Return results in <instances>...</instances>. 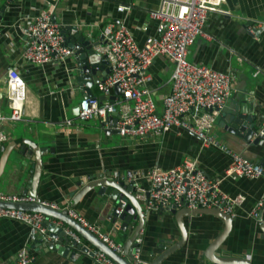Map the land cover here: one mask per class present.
I'll use <instances>...</instances> for the list:
<instances>
[{"label": "crops", "instance_id": "1", "mask_svg": "<svg viewBox=\"0 0 264 264\" xmlns=\"http://www.w3.org/2000/svg\"><path fill=\"white\" fill-rule=\"evenodd\" d=\"M160 1L59 0L53 19L63 27L71 25L85 30L96 39L107 24L124 23L135 41L142 45L146 37L156 35L157 22L150 18L149 12L156 9ZM6 3L0 13V115L4 118L1 126L8 140L1 144L11 141L20 144L21 139L26 138L47 147L41 156L36 197L62 210L72 207L123 246L131 231L122 229L121 221H112L110 207L102 202L105 196L99 195L95 188L77 197L80 186L76 184L94 178H110L114 174L130 175L136 182L135 195L137 187L145 191L150 187L143 173L152 168H173L190 158L209 179L219 181L223 192L232 197H245L244 202L234 208L230 231L217 251L224 256L244 257L249 264H264V198L258 216L251 214L257 201L264 196V177L233 179L226 176L225 170L230 163L228 155L216 147L203 146L196 136L183 130L172 128L160 135L129 138L111 130L105 133L107 128L97 120H78L72 108L84 91L73 80L74 57L42 65L29 63L22 57V27L26 19L39 13L44 1L0 0V9ZM118 5L129 9L118 12ZM222 8L226 14L208 16L205 31L209 38L197 37L188 48L187 60L232 76L231 94L216 118L212 134L231 150L264 164V139L257 144L245 142L223 128L226 113L243 100L256 114L257 125L264 120V33L253 35L248 30L255 20L264 21V0H225ZM12 67L18 71L25 89L22 118L15 122L7 119L11 109L6 80L7 70ZM172 69V63L163 56L156 57L149 68L151 80L146 87L159 112L164 95L170 91ZM90 91L93 96H102L95 83L91 84ZM67 120L71 124L68 125ZM258 130L259 127L257 133ZM20 158L18 170L13 166L7 168L0 180L1 193L23 194L32 167L30 160ZM181 208L177 207L180 211ZM143 209L142 258L153 264L163 249L170 246L168 241L174 244L181 240L180 230L176 214L170 210L147 212L144 203ZM49 220L54 221V218ZM182 222L186 229L185 242L160 264H214L205 258L204 251L222 232V219L198 214L183 216ZM135 224L133 219L129 223L130 226ZM65 226L69 227L63 224ZM45 240L54 241L50 237ZM43 242L39 235L33 238L25 224L0 219V261L15 264L17 251L26 248L32 256L30 264H95L80 249L72 248L78 256L70 252L62 254ZM82 245L91 248L85 240Z\"/></svg>", "mask_w": 264, "mask_h": 264}, {"label": "built area", "instance_id": "2", "mask_svg": "<svg viewBox=\"0 0 264 264\" xmlns=\"http://www.w3.org/2000/svg\"><path fill=\"white\" fill-rule=\"evenodd\" d=\"M44 7L39 13L26 19L22 27V57L29 63L46 64L62 61L74 54L68 46L63 26L53 20V13L59 0H43ZM225 0H161L159 6L149 12L156 24V35L148 36L139 45L124 23L107 24L95 46L102 60L107 62L109 73L97 88L104 97L85 96L77 104L76 117L80 121L97 120L109 130H116L122 137L141 138L145 135H160L176 128L196 136L203 146H213L226 153L230 163L225 175L233 179L264 177V164L247 159L242 154L228 148L212 134L217 116L224 108L231 94L232 76L204 64L187 60L188 48L197 37L209 38L205 24L210 14H226L222 8ZM118 12H125L128 6L118 5ZM251 34L264 33V21L255 20L248 27ZM158 56L165 57L172 63L170 91L162 99L161 112L150 95L146 84L151 80L149 68ZM7 89L11 114L9 121L22 118V102L25 89L18 71L7 70ZM114 87L118 94L114 95ZM117 113L114 123L110 120ZM0 115V144L8 140L3 130ZM66 123L71 124L70 120ZM258 135L264 134V120L261 121ZM142 177L150 183L147 191L137 187L135 198L142 201L147 212H160L176 207L188 209L217 208L233 216L234 208L240 206L245 197L229 196L220 188L219 181L209 179L198 168L195 160L185 158L181 164L169 169L152 168ZM129 180H131L129 178ZM134 181V179H132ZM135 182V181H134ZM136 185V182H135ZM262 196L251 211L258 216L263 204ZM0 201L13 203L36 202V196L29 194H4L0 192ZM124 204L125 202L121 200ZM41 205L62 210L58 205L39 201ZM69 217L94 234L115 253L122 255L123 246L109 235L100 231L98 226L87 221L72 207L65 209ZM0 219H9L25 224L32 234L48 237L49 224L45 225V215L40 212L26 211L19 208L0 207ZM62 226L61 221H54ZM70 241L82 245L84 240L73 228L63 227ZM132 263L149 264L142 258V238L134 240ZM82 253L95 264H117L103 251L91 246ZM32 256L28 249L21 248L16 253L15 264H30ZM0 264H8L0 261ZM184 264V263H162Z\"/></svg>", "mask_w": 264, "mask_h": 264}, {"label": "water", "instance_id": "3", "mask_svg": "<svg viewBox=\"0 0 264 264\" xmlns=\"http://www.w3.org/2000/svg\"><path fill=\"white\" fill-rule=\"evenodd\" d=\"M6 6L7 3L1 7L0 13H3ZM62 33L65 36L68 46L74 50L72 56L75 59L76 66L73 73V80L77 86L84 91L82 98L85 96H93L90 91L91 84L95 83L97 85V83L103 81L109 73L107 62L102 60L100 53L95 50V46L99 43L101 37L98 39L93 38L88 35L85 30L78 29L76 26L71 25H65L62 29ZM118 92V88L114 87V95L111 96V100L115 98ZM98 98L102 100L104 97L99 96ZM72 112L74 115L78 113L77 104L72 108ZM255 117L256 114H253L251 109L248 108V102L243 100L240 104L226 113L224 116L225 125L223 128L245 142L257 144L260 140L264 139V134H257L256 130L259 125L255 122ZM117 118V113H114L109 119L113 120L115 123ZM108 130L109 129H105L104 132L109 133L110 131ZM111 132L118 133L116 130H111ZM46 151L47 147L39 146L38 143L26 138L21 139L20 144L15 141H11L7 144H0V180L3 179L2 177L7 168L9 169L13 166L16 171L18 170L17 165L21 164L22 159L20 157L22 156L31 161L32 167L30 170L31 175L28 178L23 194L36 196V186L41 173V156ZM119 177L120 175L114 174L110 178H94L85 183L80 181L76 184L78 187L80 186L76 196H83L87 191L95 188H98L99 195L105 196L102 202L105 206L110 207L112 221H121V228H128L131 231V235L123 245V255H119L108 248L106 244L99 240L94 234L82 227L76 220L69 217L65 210L52 209L48 206L41 205L38 197H36V202L13 203L0 201V207L19 208L26 211L40 212L45 215V225H50L48 228V236L54 241L47 242L44 236H39L44 239L43 245L49 248H55L62 254L70 252L71 255L75 254L78 256L79 253L73 251L72 248L75 247L83 252L87 250L88 246H81L74 241L71 242L63 227L56 225L54 221H61L64 225L66 224L73 228L89 245L103 251L117 264H133L131 254L133 252V246L135 245L134 240L140 236V230L142 229L144 221L143 202L135 198L133 193L135 182L129 180L130 175ZM73 200H75V198H73ZM121 200H123L125 204ZM182 208H184L185 211ZM182 208L180 211L175 205H172L170 209H167L176 214L175 217L180 230L181 240L174 244L168 241L170 246L165 247V249H163L164 247L162 246L161 248L163 251L153 264H160L163 262L164 259L175 252L185 242L186 229L183 225L182 217H191L198 214L219 217L224 223V228L220 235L213 239L204 251V256L208 261L214 264H249L248 260L244 257L224 256L217 251L219 245L227 237L231 228L232 217L229 214L223 213L217 208L195 210H190L186 207ZM49 218H54V221H50ZM132 219L136 221L134 226L129 225ZM32 237L37 239L38 234L34 233Z\"/></svg>", "mask_w": 264, "mask_h": 264}]
</instances>
